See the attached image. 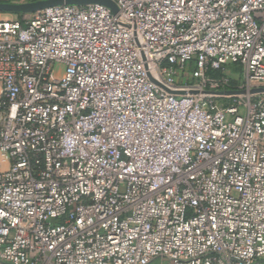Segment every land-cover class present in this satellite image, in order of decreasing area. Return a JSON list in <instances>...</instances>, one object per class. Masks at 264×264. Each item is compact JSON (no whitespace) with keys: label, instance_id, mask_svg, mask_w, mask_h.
Masks as SVG:
<instances>
[{"label":"built area","instance_id":"1","mask_svg":"<svg viewBox=\"0 0 264 264\" xmlns=\"http://www.w3.org/2000/svg\"><path fill=\"white\" fill-rule=\"evenodd\" d=\"M112 1L0 14V264H264V0Z\"/></svg>","mask_w":264,"mask_h":264},{"label":"water","instance_id":"2","mask_svg":"<svg viewBox=\"0 0 264 264\" xmlns=\"http://www.w3.org/2000/svg\"><path fill=\"white\" fill-rule=\"evenodd\" d=\"M89 3H101L109 6L113 9V11H117V6L112 0H37L31 2H23V3H0V11L5 12H16V13H25V12H34L36 10L56 6L63 4H77V5H85ZM213 93H221V94H236V93H244L245 91L238 90H227L224 92H215ZM252 93L261 92L264 93V87L259 89H254L251 91Z\"/></svg>","mask_w":264,"mask_h":264},{"label":"crops","instance_id":"3","mask_svg":"<svg viewBox=\"0 0 264 264\" xmlns=\"http://www.w3.org/2000/svg\"><path fill=\"white\" fill-rule=\"evenodd\" d=\"M10 2H13V3H23V2H31L29 0H0V3H10ZM27 13V12H25ZM0 14L1 16L4 18V19H7V20H16L18 18H21L24 14L23 13H16V12H5V11H0Z\"/></svg>","mask_w":264,"mask_h":264},{"label":"rangeland","instance_id":"4","mask_svg":"<svg viewBox=\"0 0 264 264\" xmlns=\"http://www.w3.org/2000/svg\"><path fill=\"white\" fill-rule=\"evenodd\" d=\"M230 71L232 74H234L235 76H238V74H242V69L240 67L237 66H231L230 67ZM262 98H264V94L262 95ZM156 264H159V262H156Z\"/></svg>","mask_w":264,"mask_h":264},{"label":"trees","instance_id":"5","mask_svg":"<svg viewBox=\"0 0 264 264\" xmlns=\"http://www.w3.org/2000/svg\"><path fill=\"white\" fill-rule=\"evenodd\" d=\"M29 1H37V0H29ZM234 66V65H233ZM238 67V66H237ZM211 74L213 75H220L221 74V71H212Z\"/></svg>","mask_w":264,"mask_h":264}]
</instances>
